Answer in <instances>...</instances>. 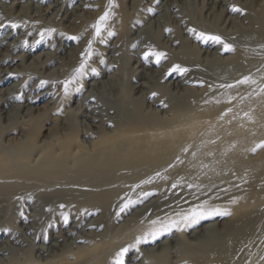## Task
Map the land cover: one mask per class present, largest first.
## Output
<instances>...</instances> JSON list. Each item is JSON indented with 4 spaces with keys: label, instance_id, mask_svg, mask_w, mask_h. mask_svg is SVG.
<instances>
[{
    "label": "bare ground",
    "instance_id": "1",
    "mask_svg": "<svg viewBox=\"0 0 264 264\" xmlns=\"http://www.w3.org/2000/svg\"><path fill=\"white\" fill-rule=\"evenodd\" d=\"M7 1L0 5V74L20 77L21 84L34 89L24 98L16 86L0 90L1 106L21 101L9 112L0 110L4 123L15 119L0 130V212L14 214L22 223L20 229H9L10 244H21L30 235L40 255L53 253L55 244L35 243L48 242L40 236L41 223L53 221L58 208L91 201L96 208L109 209L112 200L137 183L170 192L182 182L191 186L248 176V142L264 133V26L251 21L249 0H202L207 8L200 21L217 16L224 20L223 29L215 23L216 29L193 27L198 12L189 13L187 0ZM16 6L18 14L9 16L11 20L3 17ZM175 18L182 27L169 35ZM48 23L64 28L45 33ZM97 28L102 36L91 41ZM179 40L197 44L192 55L170 51ZM20 49L23 54L14 58ZM16 61L20 66L30 62L26 73L4 69ZM10 79L1 80L0 86L9 85ZM72 81L77 101L70 113L81 118L74 124L81 140L62 129L43 140L37 131L23 132L24 118L37 110L33 104ZM107 125L114 129L100 131ZM80 227L78 223L68 233L83 240L80 235L91 225ZM6 247L0 246V264L9 263ZM105 250L110 247H92L84 264H106L110 257L105 259ZM137 256L129 254L119 264H134ZM64 260L45 264H82Z\"/></svg>",
    "mask_w": 264,
    "mask_h": 264
},
{
    "label": "rangeland",
    "instance_id": "2",
    "mask_svg": "<svg viewBox=\"0 0 264 264\" xmlns=\"http://www.w3.org/2000/svg\"><path fill=\"white\" fill-rule=\"evenodd\" d=\"M151 1L152 0H148L147 4ZM8 2L7 0H0V5H7L9 4ZM188 2L190 3L188 5L189 7H187L189 13H191V11L198 12V20H196V24H194L193 27L200 26L203 28L205 27V29H216V27L220 29L224 28V20L221 19L219 22L217 16L214 18L211 17L206 21L203 19V21H200L201 15L206 12L207 8H204L202 0H187V3ZM49 4L50 3L44 5V8L46 6L49 7ZM116 6L123 7V4L117 2ZM247 6L249 7H247V10L250 13L251 21H254L257 26L260 25L263 27V0H249ZM128 7L129 5H127V8ZM156 7L159 8L160 6ZM18 11L19 9L16 6L15 9L12 10L13 13L6 11L3 17H7V19L11 20L9 16H12L14 13L18 14ZM177 19L178 18L173 19L172 23H170L173 30L168 33L169 35H175V33L181 29L182 26L174 22ZM110 22L108 24H110ZM68 23L69 22H65L63 25L68 26ZM200 23H202V25H200ZM212 23L213 26H211ZM214 23L217 24L216 27ZM47 26L48 29L45 28L46 30H43L45 33H49L48 30H51L50 32H52V30H59L58 27L64 28V26H54L52 23H48ZM226 31H229L228 28ZM231 31H234V29H231ZM95 34L97 36H95ZM95 34H93L91 41H96L98 40L97 37L100 38V36H102L101 32H99V34L95 32ZM0 37H2V35ZM47 40L46 44L50 42ZM72 46V44L68 45L69 48ZM92 46L91 44V47ZM196 48L197 44L190 40L188 45H186L183 40H179L169 49L175 53L179 51L182 52L183 49V51L192 55L193 53L191 52ZM22 54L23 50L20 49L13 53V57L20 58ZM226 56L230 55L226 54ZM29 63V61L22 62L20 66L19 62L16 61V63L10 67L6 65L4 69L9 68L7 71H12L16 68V70L26 73ZM54 67L53 65L49 67V71ZM8 75L2 76V74H0V81L11 78L8 83L9 85L4 87L0 86V90L4 91L5 88L16 86L15 89L19 91V97L21 98L33 94L34 89L29 88L24 83L21 84L20 77H8ZM75 82L76 81H72L68 83L65 85L67 87H58L48 98L40 103L33 104L37 110L24 118L25 126L21 127L22 131H37L41 137L40 139H42V137H47L50 131L62 129L63 133L70 134L71 137L75 135L79 142L81 140V132H79L80 130L77 129L74 124L75 121L81 118L76 119L73 113H70V111L76 108L77 99L74 94L71 93L72 90L75 89ZM194 89H196V91L202 90L201 87H195ZM69 99H71V101H69ZM20 102L21 101H11L10 104L2 106L0 103V110L9 112L14 105L20 106ZM14 115L15 114L12 116ZM165 117L170 118V115H165ZM2 119L3 116L0 113V130L1 127L12 126L11 123L14 125V117L9 123H4ZM39 125L40 127L42 125V128H40ZM36 128H39L40 131L36 130ZM101 129L100 131L103 133H108L111 132L114 127L107 125ZM94 132L96 131L94 130ZM257 138L250 139L248 142L247 157L251 160V163L249 164L250 167H248V176L244 178H236L235 176L228 177L226 180L216 178L218 181L205 180V182H207L206 184L191 186L185 185V182H182V184L176 185V189L170 192L157 191L154 184L143 185L137 183L129 190H126L125 195L127 194L128 196L122 195L112 200L109 204V209L96 208L94 207L95 203L91 201H87V203L83 201L84 203L82 202L80 205L76 204L73 208H58L56 212L57 216L55 215L53 221L41 223L40 236L41 238L44 237L46 241L47 238H49L48 242L43 244L37 241L35 243L36 247L42 245L46 247L50 244H55L56 249H53V253H49L48 255H40V253L34 249V246L31 245L30 235L23 236L24 239L21 244H10L8 242V235H10L9 229H20L22 223L19 217L15 218L14 214H9L3 210V212H0V246H8L6 247L8 251L5 256L9 259L8 261L10 264H17L19 262V264H27L30 261L40 262L42 264L52 262L58 263L65 258L64 261L67 262L80 260L82 264H84V262L91 258L92 253L90 251L92 247L99 244L110 247V251L105 250V256L107 255L110 257V259L105 262L106 264H118V262H123L129 254H138V259L136 258L134 264H228V262L229 264H231V262L232 264H264V226H262L264 225V198L262 197L264 196V133ZM258 189L260 190L258 191ZM127 199L129 201H127ZM78 223L81 225L80 229L84 228L87 223L91 225V228L84 231L85 234H83V236L80 235V237H83V240H78L76 238L78 234L68 233L71 227L76 226ZM170 224H172L174 228ZM161 227L165 228L163 229ZM4 231H6L7 235H2ZM243 232H246V234L244 235ZM238 238L241 239L235 244V240L237 241ZM74 239H76V241ZM143 239H145V241ZM70 249L73 252L68 251ZM65 250L67 251L65 252ZM119 252L121 253L119 254ZM83 254L85 255L83 256ZM112 254L114 256H112ZM107 256L105 258L106 260L108 258Z\"/></svg>",
    "mask_w": 264,
    "mask_h": 264
},
{
    "label": "snow or ice",
    "instance_id": "3",
    "mask_svg": "<svg viewBox=\"0 0 264 264\" xmlns=\"http://www.w3.org/2000/svg\"><path fill=\"white\" fill-rule=\"evenodd\" d=\"M234 11H238L237 9H233ZM102 19H104V18H102ZM99 31H100V29L99 28H97V34H99ZM201 39H204V37H201ZM207 39H210V40H217V38H215V37H208ZM217 42H220V41H218L217 40ZM226 50H230V49H226ZM157 60L159 61V57L157 58ZM175 70V69H174ZM118 264H119V262H118Z\"/></svg>",
    "mask_w": 264,
    "mask_h": 264
}]
</instances>
